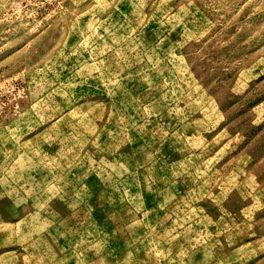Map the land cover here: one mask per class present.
<instances>
[{
    "label": "rangeland",
    "instance_id": "374dc122",
    "mask_svg": "<svg viewBox=\"0 0 264 264\" xmlns=\"http://www.w3.org/2000/svg\"><path fill=\"white\" fill-rule=\"evenodd\" d=\"M0 264H264V0H0Z\"/></svg>",
    "mask_w": 264,
    "mask_h": 264
}]
</instances>
